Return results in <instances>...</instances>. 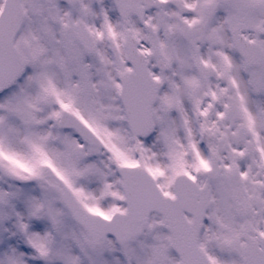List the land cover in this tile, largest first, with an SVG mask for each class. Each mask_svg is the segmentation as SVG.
I'll return each mask as SVG.
<instances>
[{"label": "snow or ice", "instance_id": "obj_1", "mask_svg": "<svg viewBox=\"0 0 264 264\" xmlns=\"http://www.w3.org/2000/svg\"><path fill=\"white\" fill-rule=\"evenodd\" d=\"M0 264H264V0H0Z\"/></svg>", "mask_w": 264, "mask_h": 264}]
</instances>
